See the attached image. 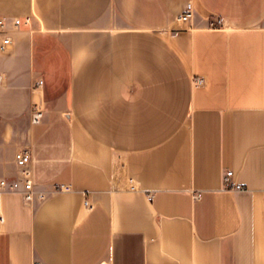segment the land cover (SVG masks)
Instances as JSON below:
<instances>
[{"label": "crops", "instance_id": "1", "mask_svg": "<svg viewBox=\"0 0 264 264\" xmlns=\"http://www.w3.org/2000/svg\"><path fill=\"white\" fill-rule=\"evenodd\" d=\"M3 17L30 22L7 50L0 32V181L28 147L47 198L0 183V264H264V0H0Z\"/></svg>", "mask_w": 264, "mask_h": 264}, {"label": "built area", "instance_id": "2", "mask_svg": "<svg viewBox=\"0 0 264 264\" xmlns=\"http://www.w3.org/2000/svg\"><path fill=\"white\" fill-rule=\"evenodd\" d=\"M194 14V8L192 3H189L181 15L183 21H190ZM30 19L23 20L22 18L16 17L13 19L1 18L0 19V32L4 35L2 48L3 50L9 49L12 44L11 32L15 29H19L24 23H29ZM212 26H224L225 20L223 17H216L211 22ZM42 80H39L38 85L42 84ZM204 82L203 78L198 77L196 83L201 84ZM43 118V111L38 105L35 106L32 112V122L40 123ZM16 161L19 167V177L14 180H8L4 178L0 181L1 186L10 191H18L23 195V198L27 203H32L39 200H45L47 198V192L38 191L35 186L32 164V151L28 147L21 148L16 154ZM224 182L227 187H233L236 189H242L243 185L234 180V172L228 170L224 175ZM68 187L66 185H59L56 190H65ZM199 197L200 194L195 195ZM152 197V195H150ZM85 205L90 207L89 199L85 200Z\"/></svg>", "mask_w": 264, "mask_h": 264}]
</instances>
